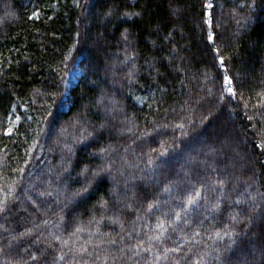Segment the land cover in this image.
<instances>
[{
    "label": "trees",
    "instance_id": "16d2710c",
    "mask_svg": "<svg viewBox=\"0 0 264 264\" xmlns=\"http://www.w3.org/2000/svg\"><path fill=\"white\" fill-rule=\"evenodd\" d=\"M0 264H264V0H0Z\"/></svg>",
    "mask_w": 264,
    "mask_h": 264
},
{
    "label": "rangeland",
    "instance_id": "374dc122",
    "mask_svg": "<svg viewBox=\"0 0 264 264\" xmlns=\"http://www.w3.org/2000/svg\"><path fill=\"white\" fill-rule=\"evenodd\" d=\"M80 75H81V71L79 68L76 67L75 69H73L68 76L69 83H75ZM111 195H112L111 197L115 196V190L114 191L112 190ZM251 253L254 254V252Z\"/></svg>",
    "mask_w": 264,
    "mask_h": 264
},
{
    "label": "snow or ice",
    "instance_id": "6c2138e0",
    "mask_svg": "<svg viewBox=\"0 0 264 264\" xmlns=\"http://www.w3.org/2000/svg\"><path fill=\"white\" fill-rule=\"evenodd\" d=\"M208 7L210 8V7H212V5L209 4ZM209 39H212V37L209 36ZM220 63H221V64L224 63L223 58H221ZM223 79H224L225 81H227V83H228V85H229L228 91H229L230 95L235 96V95H236V92H235L234 88L232 87V84H233L232 79H231L230 77H228V76H225Z\"/></svg>",
    "mask_w": 264,
    "mask_h": 264
}]
</instances>
